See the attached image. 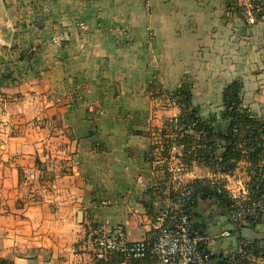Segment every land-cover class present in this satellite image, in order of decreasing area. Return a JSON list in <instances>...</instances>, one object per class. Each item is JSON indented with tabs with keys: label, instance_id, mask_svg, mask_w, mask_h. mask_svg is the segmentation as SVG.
<instances>
[{
	"label": "crops",
	"instance_id": "1",
	"mask_svg": "<svg viewBox=\"0 0 264 264\" xmlns=\"http://www.w3.org/2000/svg\"><path fill=\"white\" fill-rule=\"evenodd\" d=\"M145 1L0 0V77H19L0 80V264H82L102 221L154 235L168 178L153 141L181 111L148 94L153 57L161 86L187 81L217 128L233 81L264 116V18L229 16L227 0H152L150 14ZM202 207L207 230L226 227L224 206ZM254 227L264 241V216Z\"/></svg>",
	"mask_w": 264,
	"mask_h": 264
},
{
	"label": "built area",
	"instance_id": "2",
	"mask_svg": "<svg viewBox=\"0 0 264 264\" xmlns=\"http://www.w3.org/2000/svg\"><path fill=\"white\" fill-rule=\"evenodd\" d=\"M233 5L227 14L241 18L248 25L256 24L260 13L264 18V0H234ZM145 9L148 14L152 12V0L145 1ZM84 25L80 23L81 27ZM119 34L126 35L127 31L121 29ZM152 37L150 33V39ZM149 67L148 94L155 97L160 106L178 108L182 113L184 105L158 81L155 57ZM178 117L165 120L153 141L168 178V186L163 191L166 205L152 217L154 235L133 240L125 223L98 222L91 228L89 253L84 264H111L117 255L124 258L119 264L148 257L154 259L153 264H264V241L242 238L237 248L216 247L235 231L257 225L264 216V194L258 193L259 185H251L261 168L248 156L255 146L244 148L241 160L225 161L222 151L205 143L207 132L199 120L179 123ZM261 119L264 120V116ZM243 146L241 142L239 147ZM241 162L247 165V180L239 170ZM231 165L234 167L230 168ZM202 195L207 196L210 205L226 206L229 210L227 225L218 234L211 235L198 222L195 206ZM84 221V218L79 220ZM228 226H233V230Z\"/></svg>",
	"mask_w": 264,
	"mask_h": 264
},
{
	"label": "trees",
	"instance_id": "3",
	"mask_svg": "<svg viewBox=\"0 0 264 264\" xmlns=\"http://www.w3.org/2000/svg\"><path fill=\"white\" fill-rule=\"evenodd\" d=\"M234 0H227L228 9L233 5ZM238 12V8H236ZM262 13H260L259 19ZM28 55L32 57L33 52L28 54H22L21 57ZM13 72L4 73L0 80L13 79L17 80L19 77H14ZM242 85L239 81H233L229 83L224 90L221 107L226 112V121L223 129L217 128L215 123L211 122L209 118L201 113L200 106L196 105L193 101L190 84L186 81L183 82L180 87L173 91L179 101L184 105L182 113L178 117L179 123L186 122L188 120L197 119L199 124L206 130L207 139L205 143L212 148L222 151V157L225 161H239L243 158L242 150L255 146L254 150L249 153V159L253 164H259L260 158L264 154V120L255 116L249 107L245 106V102L242 95ZM237 130V131H236ZM243 142L244 146L239 147V144ZM234 166L231 165L230 168ZM261 170V168H260ZM257 179L252 181V186L259 185L258 193L264 194V181H262L260 173ZM152 190H149L151 193ZM207 202V196L202 195L196 202L195 214L198 222L206 228V224L202 215V209L204 203ZM147 204V203H146ZM150 207L149 205L147 206ZM220 207V206H219ZM225 210H228L224 206ZM229 211V210H228ZM225 214V213H224ZM124 258L120 255L114 256L111 264H119ZM150 260V264L154 263L152 257H148L145 260H133L134 264H141L140 262Z\"/></svg>",
	"mask_w": 264,
	"mask_h": 264
},
{
	"label": "water",
	"instance_id": "4",
	"mask_svg": "<svg viewBox=\"0 0 264 264\" xmlns=\"http://www.w3.org/2000/svg\"><path fill=\"white\" fill-rule=\"evenodd\" d=\"M222 111H224V108H221ZM224 222H227V220L225 219ZM230 230H233V226H228L227 227ZM221 228H214V227H208V232L211 235H215L218 234L216 232L220 231ZM254 231V230H253ZM251 228H243L242 230L239 231H235V234L230 237V239H228L223 245L222 248L227 249L228 247H234L236 248L238 246V241L241 237H250L253 238L255 240H258V237L254 236L255 231L253 232ZM215 233V234H213ZM251 235V236H249Z\"/></svg>",
	"mask_w": 264,
	"mask_h": 264
},
{
	"label": "flooded vegetation",
	"instance_id": "5",
	"mask_svg": "<svg viewBox=\"0 0 264 264\" xmlns=\"http://www.w3.org/2000/svg\"><path fill=\"white\" fill-rule=\"evenodd\" d=\"M211 114V113H210ZM210 114L209 115H207L208 116V118L210 117ZM226 216L225 217H227L228 216V212L225 214ZM212 219V223L215 225V227H220L221 225V220L219 219V218H211ZM258 225V224H257ZM255 227H256V225H255ZM254 227V228H255ZM254 230V229H253ZM249 236H251V235H249ZM245 238H250V237H245ZM251 239H253V238H251Z\"/></svg>",
	"mask_w": 264,
	"mask_h": 264
},
{
	"label": "rangeland",
	"instance_id": "6",
	"mask_svg": "<svg viewBox=\"0 0 264 264\" xmlns=\"http://www.w3.org/2000/svg\"><path fill=\"white\" fill-rule=\"evenodd\" d=\"M0 123H1V121H0ZM41 164H42V163L40 162L39 165H41ZM84 261H85V259L83 260L82 264H84Z\"/></svg>",
	"mask_w": 264,
	"mask_h": 264
}]
</instances>
